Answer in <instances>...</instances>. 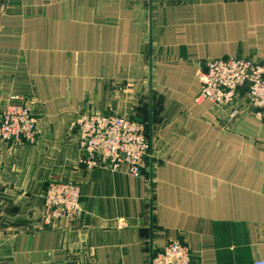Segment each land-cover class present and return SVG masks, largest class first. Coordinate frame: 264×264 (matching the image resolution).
Masks as SVG:
<instances>
[{"label": "crops", "instance_id": "crops-1", "mask_svg": "<svg viewBox=\"0 0 264 264\" xmlns=\"http://www.w3.org/2000/svg\"><path fill=\"white\" fill-rule=\"evenodd\" d=\"M229 57L264 60V0H0V110L17 97L40 129L0 141V264H150L173 241L191 264L264 260V120L196 103ZM84 114L145 125L142 177L82 163ZM51 181L79 187L78 220L44 225Z\"/></svg>", "mask_w": 264, "mask_h": 264}, {"label": "built area", "instance_id": "built-area-1", "mask_svg": "<svg viewBox=\"0 0 264 264\" xmlns=\"http://www.w3.org/2000/svg\"><path fill=\"white\" fill-rule=\"evenodd\" d=\"M200 93L196 103L210 101L216 109L231 106L229 118L239 117L237 106L244 96L249 110L264 120V60L259 57H229L206 63L199 76ZM82 163L89 169L126 168L132 177H142L152 155V143L144 124L116 115L84 114L72 124ZM40 136L38 122L30 105L14 97L0 110V141L34 145ZM80 189L59 181L48 183L44 195L43 220L46 227L58 221L81 217ZM192 251L180 241L166 245L150 264H191ZM254 264H264V260Z\"/></svg>", "mask_w": 264, "mask_h": 264}]
</instances>
